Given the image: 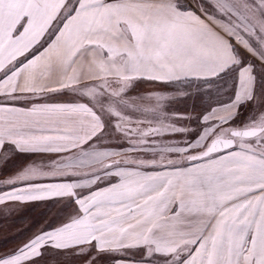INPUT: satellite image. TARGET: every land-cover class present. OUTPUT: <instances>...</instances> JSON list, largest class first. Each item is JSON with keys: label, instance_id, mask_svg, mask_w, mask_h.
Wrapping results in <instances>:
<instances>
[{"label": "snow or ice", "instance_id": "obj_1", "mask_svg": "<svg viewBox=\"0 0 264 264\" xmlns=\"http://www.w3.org/2000/svg\"><path fill=\"white\" fill-rule=\"evenodd\" d=\"M0 264H264V0H0Z\"/></svg>", "mask_w": 264, "mask_h": 264}, {"label": "rangeland", "instance_id": "obj_2", "mask_svg": "<svg viewBox=\"0 0 264 264\" xmlns=\"http://www.w3.org/2000/svg\"><path fill=\"white\" fill-rule=\"evenodd\" d=\"M39 211L40 209H36L35 212L29 211V209H21L12 213L16 217L11 215V218L7 220L4 219L3 215H0V236H2L0 248H11L19 239L25 238L22 233L30 226L32 218H38ZM14 218L15 222L12 223Z\"/></svg>", "mask_w": 264, "mask_h": 264}, {"label": "crops", "instance_id": "obj_3", "mask_svg": "<svg viewBox=\"0 0 264 264\" xmlns=\"http://www.w3.org/2000/svg\"><path fill=\"white\" fill-rule=\"evenodd\" d=\"M15 214H16V213H15ZM14 216H15V215L12 214V217H14ZM15 217H16V216H15ZM14 220H15V218L13 219V222H12V223L15 222ZM10 222H11V221H10ZM14 246H15V245H14ZM14 246H12V247H14Z\"/></svg>", "mask_w": 264, "mask_h": 264}, {"label": "trees", "instance_id": "obj_4", "mask_svg": "<svg viewBox=\"0 0 264 264\" xmlns=\"http://www.w3.org/2000/svg\"><path fill=\"white\" fill-rule=\"evenodd\" d=\"M2 236H0V238H1Z\"/></svg>", "mask_w": 264, "mask_h": 264}]
</instances>
